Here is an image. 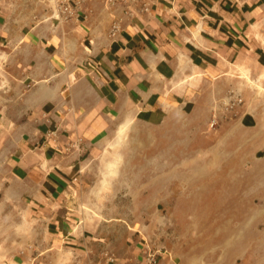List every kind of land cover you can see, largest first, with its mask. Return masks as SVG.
I'll return each instance as SVG.
<instances>
[{
  "label": "crops",
  "instance_id": "crops-1",
  "mask_svg": "<svg viewBox=\"0 0 264 264\" xmlns=\"http://www.w3.org/2000/svg\"><path fill=\"white\" fill-rule=\"evenodd\" d=\"M22 1L0 0V264L22 215L47 220L48 250L81 244L69 188L114 119L158 120L231 65L264 69V0H85L71 19Z\"/></svg>",
  "mask_w": 264,
  "mask_h": 264
},
{
  "label": "rangeland",
  "instance_id": "rangeland-1",
  "mask_svg": "<svg viewBox=\"0 0 264 264\" xmlns=\"http://www.w3.org/2000/svg\"><path fill=\"white\" fill-rule=\"evenodd\" d=\"M194 90L158 120L110 123L69 188L76 249L48 250L47 220L22 215L8 264H264V69L231 65Z\"/></svg>",
  "mask_w": 264,
  "mask_h": 264
},
{
  "label": "built area",
  "instance_id": "built-area-1",
  "mask_svg": "<svg viewBox=\"0 0 264 264\" xmlns=\"http://www.w3.org/2000/svg\"><path fill=\"white\" fill-rule=\"evenodd\" d=\"M49 5H53V8H56L58 15L63 19H71L73 16L78 18L80 11V4L85 0H43ZM112 2V0L110 1ZM143 9H146V2L143 1ZM119 27L117 21L112 23V32L116 31ZM156 257L154 253L148 252L146 256V264H155Z\"/></svg>",
  "mask_w": 264,
  "mask_h": 264
}]
</instances>
